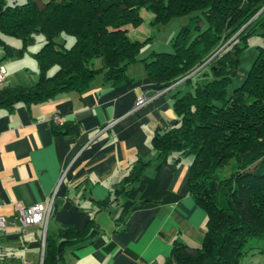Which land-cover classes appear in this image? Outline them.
I'll use <instances>...</instances> for the list:
<instances>
[{
  "label": "trees",
  "instance_id": "16d2710c",
  "mask_svg": "<svg viewBox=\"0 0 264 264\" xmlns=\"http://www.w3.org/2000/svg\"><path fill=\"white\" fill-rule=\"evenodd\" d=\"M143 7L152 11L154 25L194 13L172 52L143 58L161 89L187 86L174 101L180 124L157 131L152 144L161 157H192L189 190L208 213L202 243L175 240L166 264H241L248 253L264 254V0H0L3 60L25 56L39 36L44 39L33 54L37 81L0 85V109L83 92L100 73L116 84L127 80L128 66L150 39L129 35L130 25L142 24ZM256 32L263 44L244 82L233 88L241 53ZM68 36L74 37L71 45ZM147 164L138 161L131 178ZM65 234L70 236L59 243L46 236L43 264H59L65 246L76 240ZM254 240L261 244L251 245Z\"/></svg>",
  "mask_w": 264,
  "mask_h": 264
},
{
  "label": "crops",
  "instance_id": "0c3cea01",
  "mask_svg": "<svg viewBox=\"0 0 264 264\" xmlns=\"http://www.w3.org/2000/svg\"><path fill=\"white\" fill-rule=\"evenodd\" d=\"M128 29L141 39L139 27ZM72 40L68 36V44ZM43 42L5 60L0 45L5 83L37 81L33 54ZM147 57L141 50L121 83L100 73L83 92L0 109V214L8 219L0 264H43L46 236L59 243L67 232L76 240L65 246L59 264H166L175 240L191 247L202 243L208 213L189 190L192 157H161L152 144L157 131L180 124L174 101L187 86L161 89L147 72ZM142 98L147 102L138 107ZM138 161L148 164L133 180ZM58 185L57 209L46 230L45 224L23 227L16 205L45 202ZM241 264H264V254L248 253Z\"/></svg>",
  "mask_w": 264,
  "mask_h": 264
},
{
  "label": "rangeland",
  "instance_id": "374dc122",
  "mask_svg": "<svg viewBox=\"0 0 264 264\" xmlns=\"http://www.w3.org/2000/svg\"><path fill=\"white\" fill-rule=\"evenodd\" d=\"M13 1H17L18 3H20L19 0H12V3H14ZM141 14L143 16V22L138 26L142 31L139 35H142L140 40H144L150 37L147 44L142 49V52H144V54L148 56H151V53L153 52H172L174 50L173 40L178 31L183 25L190 23L192 17L194 16V13L183 15L175 17L168 22L154 25L152 23L154 15L149 8L143 7L141 10ZM132 37L134 38L135 36L132 35ZM7 40L9 41L8 43L16 47L22 46V42L15 37L7 36ZM73 41L74 40L69 41L70 45L71 43H73ZM40 43L41 39L35 46L31 47V51L32 49L38 48L40 46ZM262 44L263 38L258 32L249 36L248 46L242 51L240 56V66L237 75L234 76L233 88L241 85L244 82L246 76L254 65V62L258 56L259 47ZM207 71L210 74V70Z\"/></svg>",
  "mask_w": 264,
  "mask_h": 264
},
{
  "label": "built area",
  "instance_id": "2783aa9c",
  "mask_svg": "<svg viewBox=\"0 0 264 264\" xmlns=\"http://www.w3.org/2000/svg\"><path fill=\"white\" fill-rule=\"evenodd\" d=\"M6 79V68L0 63V85L5 83ZM147 102L146 99L142 98L138 102V107L144 105ZM61 121V118L56 119V121ZM59 191V185L55 187L53 192L47 198L45 202L37 203L31 206H24L22 204H17L16 209L19 212L20 220L23 227L33 225V224H45V230L50 219L54 216L56 212V200ZM2 206H0L1 208ZM13 224L16 221L12 222ZM8 226V219L5 215L0 214V236L2 235L3 229Z\"/></svg>",
  "mask_w": 264,
  "mask_h": 264
},
{
  "label": "clouds",
  "instance_id": "9594fccd",
  "mask_svg": "<svg viewBox=\"0 0 264 264\" xmlns=\"http://www.w3.org/2000/svg\"><path fill=\"white\" fill-rule=\"evenodd\" d=\"M19 2H20L21 4H24V3L27 2V0H19ZM8 3H9V5H11V4H12V0H8ZM40 39H43V37H40ZM32 50L35 51L36 49H32ZM33 68H34V70H35V62H33ZM57 70H58V67H54V68L48 73V75H49V76H52Z\"/></svg>",
  "mask_w": 264,
  "mask_h": 264
},
{
  "label": "water",
  "instance_id": "95a60500",
  "mask_svg": "<svg viewBox=\"0 0 264 264\" xmlns=\"http://www.w3.org/2000/svg\"><path fill=\"white\" fill-rule=\"evenodd\" d=\"M199 69H200V68H199ZM199 69H198V70H199ZM198 70H197V71H198ZM234 75H235V73H234Z\"/></svg>",
  "mask_w": 264,
  "mask_h": 264
}]
</instances>
